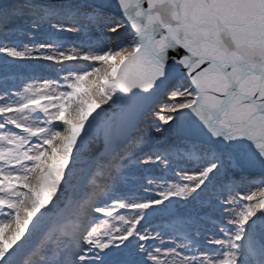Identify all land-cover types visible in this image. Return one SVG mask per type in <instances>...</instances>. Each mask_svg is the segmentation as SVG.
I'll return each instance as SVG.
<instances>
[{
	"label": "snow or ice",
	"instance_id": "6c2138e0",
	"mask_svg": "<svg viewBox=\"0 0 264 264\" xmlns=\"http://www.w3.org/2000/svg\"><path fill=\"white\" fill-rule=\"evenodd\" d=\"M0 264H264V0H0Z\"/></svg>",
	"mask_w": 264,
	"mask_h": 264
}]
</instances>
